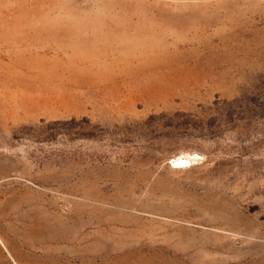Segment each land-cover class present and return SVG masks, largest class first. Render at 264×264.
I'll return each mask as SVG.
<instances>
[{
    "label": "rangeland",
    "instance_id": "1",
    "mask_svg": "<svg viewBox=\"0 0 264 264\" xmlns=\"http://www.w3.org/2000/svg\"><path fill=\"white\" fill-rule=\"evenodd\" d=\"M0 264H264V0H0Z\"/></svg>",
    "mask_w": 264,
    "mask_h": 264
},
{
    "label": "bare ground",
    "instance_id": "2",
    "mask_svg": "<svg viewBox=\"0 0 264 264\" xmlns=\"http://www.w3.org/2000/svg\"><path fill=\"white\" fill-rule=\"evenodd\" d=\"M196 155L191 154H182L176 157L172 164H174L175 168L177 169H183L188 167L191 163H193Z\"/></svg>",
    "mask_w": 264,
    "mask_h": 264
}]
</instances>
